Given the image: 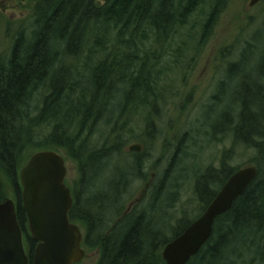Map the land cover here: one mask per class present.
<instances>
[{
    "label": "trees",
    "instance_id": "16d2710c",
    "mask_svg": "<svg viewBox=\"0 0 264 264\" xmlns=\"http://www.w3.org/2000/svg\"><path fill=\"white\" fill-rule=\"evenodd\" d=\"M225 2L35 1L30 30L20 31L0 53V178L12 188L30 263L36 242L22 206L19 171L32 150H63L78 162L69 216L84 227L83 244L99 250L95 264H166L163 246L201 215L239 168L222 157L219 168L208 167L196 177L192 190L200 207L192 218L183 208L178 216L171 211L179 193L171 191L176 175L170 168L130 209L124 207L133 176L143 177L136 172L138 153L126 171L109 178L106 187H96L103 160L128 154L118 118L135 109L155 110L154 100L161 96L155 48H163L202 6L209 11L201 26L210 28ZM242 64L238 58L228 62L213 94L216 102L206 111L212 138L229 135L234 145L255 149L251 161L257 174L230 209L215 218L209 239L186 264H264V82L252 80ZM105 128V141L93 146L90 137Z\"/></svg>",
    "mask_w": 264,
    "mask_h": 264
},
{
    "label": "rangeland",
    "instance_id": "374dc122",
    "mask_svg": "<svg viewBox=\"0 0 264 264\" xmlns=\"http://www.w3.org/2000/svg\"><path fill=\"white\" fill-rule=\"evenodd\" d=\"M35 1L0 0V53L8 50L20 31L25 34L30 30ZM97 1L102 3L101 0ZM248 2L226 0L210 28L201 26L209 11L207 6H202L189 18L188 25L179 27L174 36L171 35L172 39L163 48H155V56L160 58L156 69L161 73L156 85L162 90L161 96L154 100L155 110L135 109L118 118L117 125L125 128L124 132L119 130V133L121 136L123 133L120 141L128 158L121 154L110 161L104 159L96 181V187H106L109 178L126 171L136 159L135 153H138L140 162L136 172H141L143 177L133 176L125 208L130 209L150 189L151 184L160 181L163 171L170 168L176 175L171 191L179 193L171 211L178 216L182 214L180 208H183L186 215L192 218L200 207L192 190L199 174L208 167L219 168L222 157H226L225 163L234 168L253 164L254 148L234 145L229 135L212 138L208 122L210 113L206 111L216 102L213 94L218 81L225 78L228 62L237 58L242 60L241 70L249 74L252 80L262 78L264 82V59H261L264 52V2L253 6H249ZM35 98L33 103L38 104L39 99ZM117 102L116 109L121 100ZM147 119L154 120L153 124L148 125ZM108 130L105 128L92 134V145L100 146ZM137 143L142 146L140 151L128 150V146ZM230 149L231 152H226ZM33 152L27 154L25 162ZM57 152L65 159V183L72 187L79 179L78 162L68 158L63 150ZM184 157L186 159L182 161ZM7 198L13 199L12 188L5 179L0 178V200ZM76 223L84 233L82 224ZM82 248L85 255L76 264H95L99 250L90 249L84 244Z\"/></svg>",
    "mask_w": 264,
    "mask_h": 264
},
{
    "label": "water",
    "instance_id": "95a60500",
    "mask_svg": "<svg viewBox=\"0 0 264 264\" xmlns=\"http://www.w3.org/2000/svg\"><path fill=\"white\" fill-rule=\"evenodd\" d=\"M259 1L249 0L248 3L253 6ZM141 148L140 144L128 146L130 151H140ZM65 174L64 157L52 149L33 152L20 168L22 206L36 246L30 263L15 202L7 198L0 202V264H76L83 259L84 236L69 216L73 196L65 183ZM256 174L255 165L234 171L201 215L163 246L165 263L186 264L209 239L215 218L230 209Z\"/></svg>",
    "mask_w": 264,
    "mask_h": 264
},
{
    "label": "flooded vegetation",
    "instance_id": "af4514ba",
    "mask_svg": "<svg viewBox=\"0 0 264 264\" xmlns=\"http://www.w3.org/2000/svg\"><path fill=\"white\" fill-rule=\"evenodd\" d=\"M219 81H220V80H219ZM219 81H218V82H219ZM217 84H218V83H217ZM227 179H228V178H227ZM227 179H226V180H227ZM226 180H225V181H226ZM224 183H225V182H224ZM224 183H223V184H224ZM223 184H222V185H223ZM222 185H221V187H222ZM221 187H220V188H221ZM220 188H219V190H220Z\"/></svg>",
    "mask_w": 264,
    "mask_h": 264
}]
</instances>
